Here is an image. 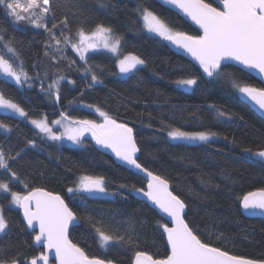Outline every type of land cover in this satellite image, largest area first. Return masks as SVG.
Listing matches in <instances>:
<instances>
[{"label": "trees", "instance_id": "16d2710c", "mask_svg": "<svg viewBox=\"0 0 264 264\" xmlns=\"http://www.w3.org/2000/svg\"><path fill=\"white\" fill-rule=\"evenodd\" d=\"M205 2L218 7L215 0ZM100 3L105 6L101 7ZM140 5L161 16L174 30L200 35L178 14L155 0H79V10H57V20L68 16L71 33L60 25L66 35L74 37L82 22L86 30L103 23L122 37V54L132 53L146 61L138 71L120 78L114 55L89 53V63L100 65L97 74L103 80V84H94L91 88L87 87L90 81L82 71L84 62L71 48L64 49L63 58L57 53V60L45 56L48 33L24 22L14 24L0 6V28L6 30L5 40L15 38L12 46L19 52L24 70L32 77L20 87L0 75V89L24 107L33 119L46 115L51 122L64 111L76 119L102 122L95 111L100 108L117 122L127 123L134 129L140 148L139 162L169 181L171 190L186 204L185 220L202 240L233 255L264 259V219L245 216L239 201L249 191L264 188V166L242 158L245 148L264 149V120L240 99L227 80L207 77L198 66L170 50L164 40L148 34L140 19ZM55 31L59 37L60 30ZM60 47L64 48L63 43ZM3 51L0 47V52ZM6 58H10L8 54ZM73 60L75 63H70ZM225 70L247 83L263 87L258 79L235 66ZM192 75L199 83L194 90L177 89L173 83L178 77ZM59 76L66 79L59 83L61 100L57 104L48 94V85ZM28 83L32 87H28ZM74 98L77 103L70 105L69 101ZM212 104L235 114L233 119H218L209 108ZM0 121L12 129L11 132L0 130V145L5 152L15 154L23 149L21 157L10 162L20 180L12 179L3 171H0V180L8 182L13 191L26 192L24 183H27L29 188L43 187L64 196L81 218V224L71 228L69 237L90 256L109 259L115 264L132 262V251L128 247L115 245L107 251L100 248L94 230L84 219L88 215L103 221L109 230L119 229L121 233L131 223L139 236L140 250L157 257L168 253L166 236L157 227L166 223L165 220L147 203L137 199L131 187L146 188L145 178L101 153L88 134L83 139L85 147L77 148L47 140L24 117L0 113ZM164 124L185 131L210 129L219 133L221 140L208 144L172 143ZM30 139L36 141V147L27 144ZM81 175L104 176L109 192L116 195L104 199L85 194L83 203L79 197L72 199L66 189ZM122 184L129 187L121 188ZM0 204L5 205V215L12 223L11 232L0 238V247L6 249L5 258L19 254L23 260L43 252L42 246L33 243L34 234L25 228L20 210L9 205L4 197H0Z\"/></svg>", "mask_w": 264, "mask_h": 264}, {"label": "snow or ice", "instance_id": "6c2138e0", "mask_svg": "<svg viewBox=\"0 0 264 264\" xmlns=\"http://www.w3.org/2000/svg\"><path fill=\"white\" fill-rule=\"evenodd\" d=\"M162 2L174 6L190 17L199 26L202 34L189 35L186 32L176 31L161 16L148 7L140 5L138 11L143 27L149 33L189 54L207 77L227 80L242 98L264 112V87L247 83L235 73L225 70L234 64L241 66V71L255 72L264 77V0H220L222 7H213L205 0H162ZM0 6H3L6 15L12 18L14 24L24 22L48 33L49 42L45 45V56L57 60L59 53L63 58L64 48L70 46L84 62L82 71L85 78L90 81L87 85L89 88L94 84H103V80L97 74L100 65L89 63L90 51L102 48L113 54L117 58V66L121 74L134 73L139 70L138 66L146 65L145 59L138 55L122 54V37L116 34L111 26L97 23L91 30H86L82 22L75 31V39L71 34L66 35L64 30L60 29V25L62 24L64 29H68L71 33L68 16L64 15L62 19L57 20V10L62 8L79 10V0H0ZM100 6L105 5L100 3ZM57 29L60 30L59 37L55 31ZM5 34L6 30L0 28V47L4 50L0 52V74L13 80L16 85L24 87L32 77L24 70L19 52L12 46L15 38L5 40ZM62 43L64 48L60 47ZM49 48L55 51H47ZM6 54L10 58H6ZM70 63L74 64L75 61ZM65 79L66 77L59 76L53 84L48 85V94L57 104L61 100L59 83ZM69 83L75 85L76 82L69 81ZM173 83L181 90H194L199 87L195 75L178 77ZM27 86L32 87V84L28 83ZM41 89L44 90L43 82ZM74 103H77L75 98L69 101L70 105ZM209 108L216 113L218 119L224 121L232 120L235 115L221 110L215 104L210 105ZM0 110L29 119L39 134L50 141L67 140L74 145H80L88 134L97 144L111 149L117 158L131 168L146 174V189L137 188L135 185L131 187L134 192L143 195L158 208L172 225L169 226L168 223L157 225L158 229L162 230L161 234L166 236L168 253L163 257H157L148 251L140 250L139 236L131 223L121 233L119 229L109 230L103 221L93 216H85L84 219L94 230L100 248L105 251L115 245L128 247L132 251L131 264H264V259L233 255L201 239L185 220L186 204L180 196L170 190L169 181L154 174L139 162L137 153L140 152V148L137 145L134 129L127 123H118L113 116L100 108H96V111L102 122L76 119L64 111L60 112L58 119L51 122L46 115L33 119L29 117L24 107L6 95L2 89H0ZM239 118L243 119V117ZM57 126V130L54 131V127ZM0 129H4L5 132L12 131L3 121H0ZM164 130L171 140L190 143L208 144L220 136L210 129L185 131L170 124H164ZM27 144L36 147L34 139L27 140ZM22 151L23 149L15 154L6 153L4 147L0 145V171L10 174V177L17 181L20 177L13 171L10 162L17 161ZM242 158L249 163H260L264 166V149L253 151L251 148H245ZM24 187L28 189L26 192L13 191L8 182L0 180V197L7 198L9 205L22 210L25 228L30 229L34 234L33 243L42 246L45 251L22 260L19 254L13 258H5L6 249L0 247V264H50V257L55 258L56 264H113L112 260L90 256L84 248L70 239L69 229L79 226L81 218L69 206L64 196L49 192L43 187L29 188L27 183H24ZM120 187L129 186L122 184ZM66 191L71 194L72 199L79 197L82 203L85 194L88 197L116 195L115 192H109L106 178L102 175H81L73 182V186L67 187ZM239 201L245 212L258 211L264 215V188L249 191L240 197ZM4 209L5 205L0 204V238L7 236L12 227Z\"/></svg>", "mask_w": 264, "mask_h": 264}, {"label": "water", "instance_id": "95a60500", "mask_svg": "<svg viewBox=\"0 0 264 264\" xmlns=\"http://www.w3.org/2000/svg\"><path fill=\"white\" fill-rule=\"evenodd\" d=\"M128 1H129V0H128ZM155 1L158 2L159 4H161L162 6H164V7L168 8V9L172 10V11L175 12L176 14H178L183 20H185L187 23H189L191 26H193L195 29H197V30L199 31L200 34H202L201 30L199 29V26L196 25L195 22L192 21L190 17H187V16H186L183 12H181L179 9L175 8V7L172 6V5H168V4L163 3L162 0H155ZM215 2L218 4V7H222V5H221V3H220V0H215ZM213 7H215V6H213ZM165 42H166V44L168 45V47L170 48V50H172L175 54H177V55H179V56H182V57L185 58L186 60H188V61H190L191 63H193L194 65L198 66V64L194 61V59H193L189 54H187L186 52H184L182 49H178L175 45L171 44L170 42H168V41H165ZM232 66H235V67H237V68H239V69H240V67H241V66H239V65H234V64H233ZM198 67H199V66H198ZM243 71L247 72L248 74H250V75H252L253 77H255L256 79H258V80L263 84V87H264V77H261L259 74L255 73V72L249 73L247 70H243ZM239 97H240V99H241L243 102H245V103H246V104H247V105H248V106H249V107H250V108H251V109H252V110L258 115V116H260V117L264 120V112H262V111L258 108V106H256L255 104H253V103L247 101L246 99L242 98L240 95H239ZM118 123H119V122H118ZM93 142H94L95 146L97 147V149H98L101 153H104V154L110 156V157H111V158H112V159H113L118 165L123 166V167H125V168H127V169H129V170H131V171H133V172H135V173H137V174H139L140 176H142L143 178H145L146 181H147V177H146V174H145V173L140 172L139 170H137V169H135V168H131V167H130L129 165H127L125 162L121 161L119 158L116 157L115 153H113V152L111 151V149H109V148H105V147H103V146L97 144V143L95 142L94 139H93ZM138 154H139V152L137 153V156H138ZM169 186H170V185H169ZM145 189H146V188H145ZM45 190H46V189H45ZM170 190H171V188H170ZM47 191H49V190H47ZM171 191H172V190H171ZM49 192H51V191H49ZM52 193H54V192H52ZM173 193H174V192H173ZM54 194H55V193H54ZM174 194H175V193H174ZM134 195H135V197H136L137 199H139L140 201L147 203V204H148L153 210H155V211L157 212V214H158L163 220H165L166 223L169 224V226H172V225L169 223V220L165 217V215H164L163 213H161V212L159 211L158 208H156L155 206H153V205L151 204L150 201H147V199H146L143 195L138 194V193H136V192L134 193ZM97 197H98V198L108 199L110 196H103V195H100V196H97ZM241 208H242V206H241ZM19 210H20V214H21L22 220H23V222H24V224H25V221H24V219H23V212H22L21 209H19ZM242 211H243V213L245 214V216H247V217L264 219V215H262V214H261L260 212H258V211L255 212V213L245 212L243 209H242ZM185 213H186V208H185ZM80 224H81V221H80ZM80 224H79V225H80ZM71 228H73V227H71ZM71 228L69 229V233H70ZM27 230L31 232L30 229H27ZM44 251H45V249H44ZM50 264H56V262H55V258H54V257H50ZM113 264H115V263H113Z\"/></svg>", "mask_w": 264, "mask_h": 264}, {"label": "rangeland", "instance_id": "374dc122", "mask_svg": "<svg viewBox=\"0 0 264 264\" xmlns=\"http://www.w3.org/2000/svg\"><path fill=\"white\" fill-rule=\"evenodd\" d=\"M145 31L148 33V34H150V35H152V36H155L154 34H152V33H149L146 29H145ZM157 37V36H156ZM159 38V37H158ZM74 39H75V36H74ZM161 39V38H160ZM63 47H64V45H63ZM67 48H71L70 46L69 47H67ZM67 48H64V49H67ZM72 49V48H71ZM75 52V51H74ZM92 52H107V50H105V49H102V48H100V49H96V50H93V51H90L89 53H92ZM76 53V52H75ZM88 53V54H89ZM107 53H109V52H107ZM77 54V53H76ZM109 54H111V53H109ZM113 55V54H112ZM122 58V57H121ZM139 67H141V66H138V68ZM119 69V68H118ZM132 73H129V74H121L119 71H118V76L120 77V78H126V77H128L129 75H131ZM1 76H3L2 74H0ZM7 79H10V78H7ZM11 80V79H10ZM13 81V80H12ZM14 82V81H13ZM53 91H54V89H53ZM95 110V109H94ZM96 111V110H95ZM0 113H3V114H12V113H10V112H5L4 110H0ZM96 113L97 114H99L97 111H96ZM12 115H16V114H12ZM16 116H18V115H16ZM58 128V126L57 127H54V129H57ZM0 130H4V129H0ZM168 139H169V141L170 142H172V143H185V144H202V143H199V142H192V143H190V142H187V141H173V140H171L169 137H168ZM219 140H221V137L219 136L218 138H216V139H214L213 141H219ZM213 141H210V142H213ZM62 144H64V145H68V146H73V147H77V148H82V147H85V145H86V142H82V144H80V145H74V144H72V142H70V141H67V140H63V141H60ZM13 207H15V206H13ZM16 208V207H15ZM19 209V208H18Z\"/></svg>", "mask_w": 264, "mask_h": 264}]
</instances>
